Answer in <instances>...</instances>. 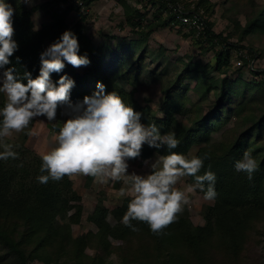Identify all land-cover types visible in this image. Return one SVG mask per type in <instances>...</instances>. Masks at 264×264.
<instances>
[{"label": "trees", "instance_id": "obj_1", "mask_svg": "<svg viewBox=\"0 0 264 264\" xmlns=\"http://www.w3.org/2000/svg\"><path fill=\"white\" fill-rule=\"evenodd\" d=\"M79 1L88 8L97 0ZM238 1L231 0L229 7L242 3ZM250 1L245 0L246 3H243L250 11L244 25L233 14L230 17L231 32L215 34L212 30L215 4L210 0L188 4L178 0H160L163 4H170L171 8L177 5L182 7L178 11H170V19L176 23H180V13L197 16L201 20L204 25L202 32L197 29L191 32H198V36L210 46H222L215 54L216 62L212 69L223 76L207 79L208 63H187L178 77L163 87L164 116L157 118L151 114L149 107L137 104L133 90L127 91L117 83L122 80L135 84L147 54L145 39L156 26H142L144 16L139 9L119 0L125 23L141 38L127 45H117L111 53L112 60L102 65L105 51L92 48L90 42L81 35V25L76 23L69 27L63 23L64 16L73 8V4L62 15L53 16L50 22L34 30L31 14L25 4L20 0H6L15 9L13 39L19 45L18 51L10 57L11 64L8 67L14 66L21 75L25 71L30 72L35 78L39 74L40 54L45 44L51 45L65 30H71L78 38L79 55H86L90 63L82 66L83 72H77L76 67L65 62L64 70L53 73L52 79L56 82L61 75H67L75 81L70 95L72 103L82 101L91 89L97 91L96 85L100 82L105 85L106 93L116 92L126 103L141 112L144 124L154 123L161 134L174 131L180 143L171 151L191 158L190 148L199 145L194 156L202 157L207 153L210 157L205 160L199 174L209 170L216 174L217 197L212 205L205 208L204 225L194 226L186 213L182 212L178 221L165 228L162 235H154L148 225L142 222H132L140 229L138 232L123 225L122 217L130 196L111 211L97 202L88 217L89 222L95 225L96 232L73 237L71 226L80 223L82 205L81 196L73 188L71 178L65 176L60 181L39 183L37 176L47 174L40 172V156L28 149L18 148L14 150L19 153L18 159L0 161V264H28L32 261L44 264H113L106 262V258L112 254L116 255L119 264H220L216 260L217 253L227 255L229 264H239L248 243L249 232L257 229L259 222H264V80H261L263 83H252L238 77L232 81L224 77L230 66V52L239 47L236 43H242L250 35L264 34V4ZM158 23L162 25L160 21ZM146 28L149 29L145 32ZM231 38L236 39L235 44L229 42ZM248 49L253 52L251 47ZM252 74L264 78V70L252 71ZM186 76H195L197 81L193 88L199 96L196 103L190 102L187 97L189 87L184 83ZM255 91L260 95H255ZM236 96H242L243 99L233 109V128L220 142H210L212 133L229 121L230 118L223 117L222 112L227 110L225 107L230 99ZM210 97L213 99L210 100ZM187 102L190 103L189 109L186 107ZM201 102H206L213 113L201 116ZM187 112L194 114L190 126L178 123L174 117L175 114ZM246 150L251 151L259 165L252 180L234 168L235 162L242 158ZM168 152L166 148L155 150L144 145L141 157L130 162L145 160L154 154L167 155ZM187 177L195 181L194 177ZM87 180L90 183L93 177L87 176ZM109 215L112 222L108 219ZM262 235L264 237V231ZM109 239L116 241L114 247ZM87 248L93 249L94 254H86Z\"/></svg>", "mask_w": 264, "mask_h": 264}, {"label": "clouds", "instance_id": "obj_2", "mask_svg": "<svg viewBox=\"0 0 264 264\" xmlns=\"http://www.w3.org/2000/svg\"><path fill=\"white\" fill-rule=\"evenodd\" d=\"M23 2L31 4L33 0ZM14 15L12 4L0 0V93L5 96L0 107V146L3 147L0 161L19 158L14 146L5 142L12 132L28 129L40 117L48 122L56 121L62 109L60 114L67 118L56 135V146L40 155V172L47 174L37 176L39 183L75 175L93 177L99 184L122 181L128 187L122 188L120 194L131 196L122 217L123 225L138 232L140 229L132 222H142L154 235L164 234V229L177 222L191 202L188 193L193 188L179 189L181 178L194 177V187L204 193V200L216 199V174L210 170L199 174L205 160L210 158L207 153L189 158L171 151L180 143L174 131L161 134L154 123L144 124L141 112L116 92L106 93L105 85L100 82L92 95L72 103L70 95L75 81L67 75L53 81L52 74L61 73L65 62L77 68L90 63L86 55H79L78 38L71 30H65L40 54L41 66L35 78L30 72L21 75L14 66L8 67L10 57L19 48L13 39ZM16 59L19 61V57ZM144 145L155 150L166 148L169 152L158 156L150 165L144 161L151 169L149 173L129 172L130 161L141 157ZM258 167L249 150L234 164L236 172L247 174L249 180Z\"/></svg>", "mask_w": 264, "mask_h": 264}, {"label": "rangeland", "instance_id": "obj_3", "mask_svg": "<svg viewBox=\"0 0 264 264\" xmlns=\"http://www.w3.org/2000/svg\"><path fill=\"white\" fill-rule=\"evenodd\" d=\"M23 2V0H20ZM133 8L139 9L144 19L141 21L142 26H154L151 33L146 37L145 44L147 47V54L144 57L141 68L138 73L139 76L134 85L129 84L127 81L118 80V85L127 90L132 91L133 98L141 107H149L151 114L157 118L164 116V93L163 87L169 81L178 77L182 69L185 68L187 63L191 64H209V70L205 77L218 78L219 75L212 69L216 62V52L220 51L222 46H210L205 40L201 39L197 34L191 32V25L176 23L175 20L170 19L171 12H174V7L171 8L170 4H163L160 0H124ZM188 4L189 2H197L198 0H178ZM248 1V0H247ZM254 4H264V0H251ZM154 2V3H152ZM215 4V13L212 16L214 21V28L212 29L215 34H228L230 33L231 23L230 17L235 14L240 20L242 25L245 24L246 15L250 13L245 0L238 1L240 4H234L229 7L231 0H210ZM236 2V3H238ZM26 8L31 14L34 30H38L42 25L51 21L53 16H60L67 10L70 4L64 0H33L31 4L24 3ZM182 4V3H181ZM167 7V10H166ZM178 8H182L177 5ZM231 8V9H229ZM84 19H81V18ZM162 25H158L159 22ZM63 23L66 26H73L78 23L81 25V35L85 37L91 44L92 48L99 51H105L104 61L102 65L109 63L112 60V55L117 45H127L131 41H137L141 37L139 34L131 31L130 26L125 23L123 10L119 0H97L92 3L88 8L82 4H73V8L64 16ZM151 24V25H150ZM149 28L144 29L146 32ZM230 43L235 44L236 39L231 38ZM239 47L233 48L230 52V66L224 74L228 80H235L237 77L252 83H259L263 76H256L252 71L264 70V34H254L248 36L245 41L236 43ZM50 45L45 44L44 50ZM252 48L250 52L248 48ZM137 55V52H134ZM77 72H83L82 67L75 68ZM186 76L184 83L188 85L187 97L190 102L196 103L199 96L194 91V86L197 83L195 76L189 78ZM208 82V80H207ZM263 83V81H261ZM92 89L88 91L89 95L93 94ZM255 95H260L254 92ZM210 100L213 98L210 97ZM243 99L242 96L232 97L230 103L225 107L227 110L223 111V117L227 116L229 121L223 127L212 133L210 142H220L224 135L233 128L235 117L233 109ZM5 101V96L0 93V107L1 103ZM201 116L212 114L206 102H201ZM187 109L190 108V103L186 104ZM63 110L58 111L57 120L53 122L46 121L43 117L37 118L31 122L28 129L22 132L12 134L5 138L6 143L12 144L13 150L15 149H28L35 155L40 156L43 153L50 151L56 146V135L59 128L62 126L63 121L67 118L60 114ZM193 113L187 112L186 114H175L174 117L178 123L190 126ZM204 143L201 144V146ZM22 145L21 147H19ZM199 145H193L189 150V156L193 157ZM0 151L3 147L0 146ZM158 156L154 154L152 157L145 160H137L130 162L129 172L135 171L138 174H147L151 171L144 161H148L150 165ZM73 182V188L81 196L82 217L79 224L71 226V233L73 237H78L88 232L95 233L96 227L89 222L88 217L97 202H100L109 211L123 203V200L130 195H121L120 190L127 188L122 181L112 182L106 184H99L94 182V178L90 183L87 181V176L75 175L70 177ZM195 181L183 177L178 182L177 187L181 190H187L189 187L193 188L190 197V204L185 206L183 212L186 213L189 220L194 226H202L205 224L203 217L205 208L212 205L213 201L204 200V193L198 188L194 187ZM131 197V196H130ZM109 221L112 218L109 215ZM257 229H252L249 232L248 243L239 260V264H264V222H259ZM114 247L116 241L109 239ZM86 254L93 255L94 251L91 248L85 250ZM216 260L220 264H229L230 258L222 254H216ZM106 262L119 264L115 254L106 258ZM28 264H44L39 261H32ZM71 264V263H70Z\"/></svg>", "mask_w": 264, "mask_h": 264}, {"label": "built area", "instance_id": "obj_4", "mask_svg": "<svg viewBox=\"0 0 264 264\" xmlns=\"http://www.w3.org/2000/svg\"><path fill=\"white\" fill-rule=\"evenodd\" d=\"M66 2H68V4H82L81 1L79 0H66ZM178 8L177 6L174 8V10H177L178 11ZM197 17V16H196ZM192 17V16H187V15H184V14H179V21L180 23L182 24H188V25H191L190 28L191 29H197V30H203V23L201 22V20L197 17Z\"/></svg>", "mask_w": 264, "mask_h": 264}]
</instances>
